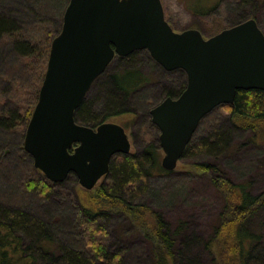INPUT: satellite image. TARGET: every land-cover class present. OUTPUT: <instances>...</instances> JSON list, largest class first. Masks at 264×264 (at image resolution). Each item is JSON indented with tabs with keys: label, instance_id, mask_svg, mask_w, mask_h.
<instances>
[{
	"label": "rangeland",
	"instance_id": "rangeland-1",
	"mask_svg": "<svg viewBox=\"0 0 264 264\" xmlns=\"http://www.w3.org/2000/svg\"><path fill=\"white\" fill-rule=\"evenodd\" d=\"M68 1L0 0V14L14 18L17 25L14 32L0 37V112L13 109L20 115L13 130L0 129V202L25 209L31 216L48 221L53 238L80 248L85 255L93 252L91 245L85 246L86 238L93 237L95 244L102 245L107 254L119 255L120 264H154V221L149 212L156 210L171 228L179 220L184 221L174 246L175 264H215V253L205 248L204 242L218 219L226 214L223 195L228 189L224 185L229 181L250 179L253 181L252 192L264 198V143L249 140L253 132L241 129L246 123H239L233 129L228 148L224 147L213 156L189 152L179 159L171 173L148 177L144 191L126 195L119 206L96 196V190L106 182V176L91 190L83 188L76 176H69L72 173L54 183L33 166L31 157H27L23 140L29 120L23 116L34 109L46 70L47 58L42 45L48 34L60 30ZM161 1L165 17L175 31L195 28L204 38L246 20L254 9L253 4L242 8L240 3L243 1L239 0ZM257 10L256 22L264 33V1L258 4ZM20 41L36 45L35 49L40 48L41 54L22 56L15 49V43ZM137 51L128 62L114 57L106 68L111 73L122 68L124 63H134L150 80L128 96L127 112L105 121L126 129L133 154L143 150L149 142L159 145L160 131L151 121L150 110L161 101L168 87L181 85L183 77L180 71H167L161 67L147 50ZM106 79V76L101 77L88 92L95 110L104 106V93L100 89ZM228 110L222 106L214 108L201 119L194 134L207 137L216 126L235 127ZM248 121L253 123L254 120ZM160 150L159 163L164 155ZM205 161L215 164V171L200 170L197 164ZM214 180L220 188L214 187ZM45 182L50 189L42 194ZM81 206L97 208L104 216L89 220L81 214ZM125 206L145 208L147 214L136 221L130 212L121 210ZM261 208L249 219L250 225H255L257 220L264 222V203ZM262 228L264 231V226ZM262 241L261 253L264 254V235ZM56 254L60 256L62 252L56 250Z\"/></svg>",
	"mask_w": 264,
	"mask_h": 264
},
{
	"label": "water",
	"instance_id": "water-1",
	"mask_svg": "<svg viewBox=\"0 0 264 264\" xmlns=\"http://www.w3.org/2000/svg\"><path fill=\"white\" fill-rule=\"evenodd\" d=\"M147 50L167 71L181 69L186 86L150 110L159 129L161 166L174 170L200 120L232 104L239 89L264 91V33L248 18L204 38L198 29L173 30L161 0H69L52 38L23 149L33 166L57 183L73 173L91 190L112 157L130 153L123 126L78 123L74 114L115 56Z\"/></svg>",
	"mask_w": 264,
	"mask_h": 264
},
{
	"label": "trees",
	"instance_id": "trees-1",
	"mask_svg": "<svg viewBox=\"0 0 264 264\" xmlns=\"http://www.w3.org/2000/svg\"><path fill=\"white\" fill-rule=\"evenodd\" d=\"M239 1H243L240 3L242 8L253 4L254 9L248 18H254L257 21L258 4L264 0ZM16 26L14 18L0 14V37L14 32ZM58 32L46 36L45 43L42 45V51L46 58L49 54L50 40ZM35 46L24 41L15 43L16 51L22 56L31 57L32 55L38 56L41 54L40 48L36 50ZM137 52L134 51L127 56L115 57L128 62ZM176 70L183 74L182 83L178 87H168L163 94V98L167 96L177 97L186 86V76L183 70ZM103 76L107 78L102 83L103 86L101 85L102 89H100L104 93V106L95 110L87 93L74 114L78 123L96 127L111 116L127 112L126 99L128 96L142 85L150 83L148 76L143 74L134 63H124L122 68L111 73H108V69H105L93 84ZM219 106L229 109L228 114L232 119V125L235 127L225 129L221 125L216 126L207 137L193 134L182 157L187 156L189 152L195 155L213 156L217 151H222L224 147L228 148L231 133L234 132L233 129L239 123H246L244 128H239L253 132L252 135H249L251 142L264 143L262 141L264 138V132L262 131L264 124V91L239 89L236 91L232 104ZM32 109L25 112L23 119L29 120ZM19 119L20 115L16 110L10 109L7 113L2 110L0 112V129L4 131L13 130ZM250 119L254 120L253 123L248 121ZM160 153L159 145L155 142H149L143 150L134 154L117 153L114 155L110 161L109 171L105 175L107 180L98 187L96 196L100 200L112 201L119 206L126 195L140 193V190L144 191L148 177L171 173L172 170L164 169L159 163ZM28 156L31 157L27 154ZM197 166L200 170L212 172L216 168L215 164L209 161L200 162ZM69 176L74 177L75 175L72 173ZM252 182L250 179L238 182L229 181L224 185L228 189L227 194L223 195L226 214H222L218 219V223L211 230L210 237L204 242L205 248L209 251L213 250L215 253V264H264V254L261 253L264 222L257 220L256 224L252 226L249 220L253 215L259 213L264 198L252 192ZM212 183L215 188H220L215 180ZM43 186L42 194L50 189L46 182ZM114 199L117 201H114ZM140 208L125 206L121 210L130 212L132 217L139 221L147 214L145 208ZM97 210V208L88 206L80 207L81 214L89 220L104 216ZM149 214L154 221V264H175L174 246L177 235L184 227V221L179 220L177 225L171 228L168 221L158 211L154 210ZM50 228L51 223L31 216L29 211L0 202V264H120L119 255L115 253L107 254L102 245L95 244L93 237L86 238L85 242L86 247L88 244L92 246L93 252H90V255H85L80 248L68 246L53 238ZM56 250L61 251L62 254L57 256ZM176 264L178 263L176 262Z\"/></svg>",
	"mask_w": 264,
	"mask_h": 264
},
{
	"label": "flooded vegetation",
	"instance_id": "flooded-vegetation-1",
	"mask_svg": "<svg viewBox=\"0 0 264 264\" xmlns=\"http://www.w3.org/2000/svg\"><path fill=\"white\" fill-rule=\"evenodd\" d=\"M162 2V1H161ZM162 6H163V4H162ZM166 18V17H165ZM168 21V20H167ZM169 23V22H168ZM170 24V23H169Z\"/></svg>",
	"mask_w": 264,
	"mask_h": 264
},
{
	"label": "bare ground",
	"instance_id": "bare-ground-1",
	"mask_svg": "<svg viewBox=\"0 0 264 264\" xmlns=\"http://www.w3.org/2000/svg\"><path fill=\"white\" fill-rule=\"evenodd\" d=\"M82 103V102H81ZM80 106V105H79Z\"/></svg>",
	"mask_w": 264,
	"mask_h": 264
}]
</instances>
